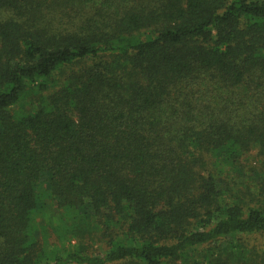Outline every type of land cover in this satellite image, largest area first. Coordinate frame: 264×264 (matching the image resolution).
<instances>
[{"label": "trees", "instance_id": "1", "mask_svg": "<svg viewBox=\"0 0 264 264\" xmlns=\"http://www.w3.org/2000/svg\"><path fill=\"white\" fill-rule=\"evenodd\" d=\"M264 0H0V264H264Z\"/></svg>", "mask_w": 264, "mask_h": 264}, {"label": "rangeland", "instance_id": "2", "mask_svg": "<svg viewBox=\"0 0 264 264\" xmlns=\"http://www.w3.org/2000/svg\"><path fill=\"white\" fill-rule=\"evenodd\" d=\"M256 240V242H258V243H264V239H260V238H258V239H255ZM255 240H253L252 238H248V241H250V242H254Z\"/></svg>", "mask_w": 264, "mask_h": 264}]
</instances>
